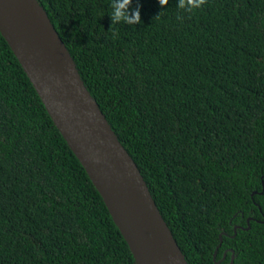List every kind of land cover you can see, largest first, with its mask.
I'll use <instances>...</instances> for the list:
<instances>
[{
	"label": "trees",
	"instance_id": "trees-1",
	"mask_svg": "<svg viewBox=\"0 0 264 264\" xmlns=\"http://www.w3.org/2000/svg\"><path fill=\"white\" fill-rule=\"evenodd\" d=\"M39 1L189 264H264V0ZM0 264H136L1 31Z\"/></svg>",
	"mask_w": 264,
	"mask_h": 264
},
{
	"label": "water",
	"instance_id": "water-1",
	"mask_svg": "<svg viewBox=\"0 0 264 264\" xmlns=\"http://www.w3.org/2000/svg\"><path fill=\"white\" fill-rule=\"evenodd\" d=\"M0 31L102 195L136 264H189L40 1L0 0Z\"/></svg>",
	"mask_w": 264,
	"mask_h": 264
},
{
	"label": "clouds",
	"instance_id": "clouds-1",
	"mask_svg": "<svg viewBox=\"0 0 264 264\" xmlns=\"http://www.w3.org/2000/svg\"><path fill=\"white\" fill-rule=\"evenodd\" d=\"M205 0H177V7L185 12L201 8ZM161 5V0H158ZM110 16L112 23L138 25L141 21V0H110Z\"/></svg>",
	"mask_w": 264,
	"mask_h": 264
},
{
	"label": "flooded vegetation",
	"instance_id": "flooded-vegetation-1",
	"mask_svg": "<svg viewBox=\"0 0 264 264\" xmlns=\"http://www.w3.org/2000/svg\"><path fill=\"white\" fill-rule=\"evenodd\" d=\"M236 226H238V225H236ZM235 229H236V227H235ZM230 249V248H229ZM226 250H228V249H226ZM226 250L224 251V254L225 255H227V253H226ZM224 255V257H223V259H225L226 258V256ZM230 261H231V258H230ZM230 261L229 262H227L226 264H230ZM233 264H236L235 262H233Z\"/></svg>",
	"mask_w": 264,
	"mask_h": 264
}]
</instances>
